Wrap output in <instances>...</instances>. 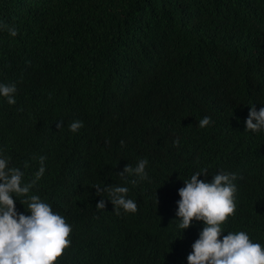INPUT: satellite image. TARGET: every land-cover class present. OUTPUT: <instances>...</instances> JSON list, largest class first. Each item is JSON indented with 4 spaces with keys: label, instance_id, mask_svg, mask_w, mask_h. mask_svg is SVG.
I'll return each mask as SVG.
<instances>
[{
    "label": "trees",
    "instance_id": "1",
    "mask_svg": "<svg viewBox=\"0 0 264 264\" xmlns=\"http://www.w3.org/2000/svg\"><path fill=\"white\" fill-rule=\"evenodd\" d=\"M0 21L18 29H0V81L17 85L0 146L26 179L47 157L33 191L73 225L58 264H187L203 223L180 228L176 201L203 168L237 173L223 226L264 244V132L244 122L264 104V0H0ZM143 157L149 180L117 174ZM97 183H127L138 211L98 210Z\"/></svg>",
    "mask_w": 264,
    "mask_h": 264
},
{
    "label": "clouds",
    "instance_id": "2",
    "mask_svg": "<svg viewBox=\"0 0 264 264\" xmlns=\"http://www.w3.org/2000/svg\"><path fill=\"white\" fill-rule=\"evenodd\" d=\"M5 27L12 36L18 34L17 28L0 21V29ZM16 92L15 82L0 81V96L9 104L16 103ZM244 122L246 130L264 132V104L259 109L254 103L250 104ZM198 123L204 128L215 121L205 115ZM83 124L77 119L69 128L75 133ZM61 126L62 122L58 124ZM173 143L179 146V137ZM121 144H124L123 140ZM38 159L39 167L34 176L26 179L24 168L29 166V162H24V168L12 164V157L5 147L0 146V264H58L57 258L72 243L73 225L61 212L55 211L46 198L33 191L47 170V157L41 155ZM148 165V158L143 157L135 165L126 164L117 174L124 179L132 177L129 183L136 185L150 179ZM202 174L204 178H199ZM207 177V168L194 171L178 189V226L184 230L194 220L203 223L186 257L187 264H264V244L250 238L245 230L226 232L223 226L230 215H235L237 208V173L221 169L210 180ZM92 187L101 197L96 203L98 210L105 209L107 200L111 201L117 214L121 210L125 213L138 211L137 200L128 195L127 183H97ZM17 200L23 206L26 204L28 210L19 211ZM225 232L227 234L222 235Z\"/></svg>",
    "mask_w": 264,
    "mask_h": 264
}]
</instances>
